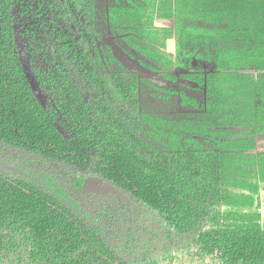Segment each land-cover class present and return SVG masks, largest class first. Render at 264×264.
Masks as SVG:
<instances>
[{"label": "trees", "instance_id": "1", "mask_svg": "<svg viewBox=\"0 0 264 264\" xmlns=\"http://www.w3.org/2000/svg\"><path fill=\"white\" fill-rule=\"evenodd\" d=\"M0 162V264H264V0H0Z\"/></svg>", "mask_w": 264, "mask_h": 264}, {"label": "rangeland", "instance_id": "2", "mask_svg": "<svg viewBox=\"0 0 264 264\" xmlns=\"http://www.w3.org/2000/svg\"><path fill=\"white\" fill-rule=\"evenodd\" d=\"M14 31H15V37H16L15 39H16L17 47H18V50H19V53H20L22 66L25 69V71L30 72L29 66H28V60H27V57L25 55L24 48H23L24 47V44H23L24 42H23V40L21 38V35L19 33V28H18V24L17 23L14 24ZM115 54L124 62V64H126V66L128 68H130L131 70L136 71L138 75L145 76L148 79L159 83V79H158V77L155 74H153L152 72H149V71L139 67L131 59L125 57L124 54L121 51H119L118 49L115 50ZM84 188L88 189V190H93V191L112 193V194L116 195L118 198H121V195L116 193L111 187H109L107 185H104V184H101L97 180L95 181L93 179H86L84 181Z\"/></svg>", "mask_w": 264, "mask_h": 264}, {"label": "water", "instance_id": "3", "mask_svg": "<svg viewBox=\"0 0 264 264\" xmlns=\"http://www.w3.org/2000/svg\"><path fill=\"white\" fill-rule=\"evenodd\" d=\"M193 64H195V63H193ZM24 72H25L26 79L29 83L30 89H31L32 93L34 94L35 99L37 100V102L42 107H46V100L49 97L45 96L41 92V90H40L35 78L33 77V75L30 72H27V71H24ZM0 169L6 171L8 173L18 174L19 176H23V177L25 176L21 171H19L18 169H16L13 166L8 165L7 163L0 162Z\"/></svg>", "mask_w": 264, "mask_h": 264}, {"label": "flooded vegetation", "instance_id": "4", "mask_svg": "<svg viewBox=\"0 0 264 264\" xmlns=\"http://www.w3.org/2000/svg\"><path fill=\"white\" fill-rule=\"evenodd\" d=\"M18 24V23H17ZM18 28H19V33H20V27H19V25H18ZM15 32V31H14ZM16 38V37H15ZM16 40V39H15ZM116 50V49H115ZM19 51V50H18ZM21 59V58H20ZM194 63V62H193ZM193 65H195V64H193ZM29 66V65H28ZM22 68H23V66H22ZM23 70L25 71V69L23 68ZM29 70H30V68H29ZM30 72H31V70H30ZM32 73V72H31ZM137 73V72H136ZM33 75V74H32ZM34 77V76H33ZM46 105H47V101H46Z\"/></svg>", "mask_w": 264, "mask_h": 264}]
</instances>
